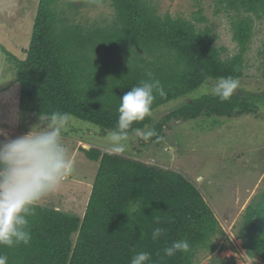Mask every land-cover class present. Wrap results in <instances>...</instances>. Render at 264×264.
I'll return each instance as SVG.
<instances>
[{
	"label": "trees",
	"instance_id": "trees-1",
	"mask_svg": "<svg viewBox=\"0 0 264 264\" xmlns=\"http://www.w3.org/2000/svg\"><path fill=\"white\" fill-rule=\"evenodd\" d=\"M61 1H38L25 58L3 51L16 70L5 93L19 111L60 112L100 131L115 127L120 97L148 79V73L166 93L155 94L151 111L220 77L242 78L253 32L251 14L258 17L264 11V0L222 1L227 10L235 11L231 29L238 46L235 54L223 57L208 27L199 29L191 20L160 15L146 0H100L110 3L114 18L92 26L70 20L59 9ZM196 95L159 121L150 115L134 123L129 136L152 124L157 132L153 137L158 138L172 119L256 116L264 100L243 92L225 101L211 93ZM80 148L98 162L83 215L38 204L30 218V243L0 248L8 264H129L134 251L151 253L149 264H195L199 249H226L212 241L219 230L212 208L183 174L131 154ZM133 205L137 211L129 219ZM155 227L165 229L157 240L152 239ZM239 237L249 257L264 261V191L254 207H248ZM180 239L188 241L189 251L164 256L163 248Z\"/></svg>",
	"mask_w": 264,
	"mask_h": 264
},
{
	"label": "rangeland",
	"instance_id": "rangeland-1",
	"mask_svg": "<svg viewBox=\"0 0 264 264\" xmlns=\"http://www.w3.org/2000/svg\"><path fill=\"white\" fill-rule=\"evenodd\" d=\"M39 0H0V133L16 138L15 129H31L40 115L19 111L5 93L15 80L16 70L4 50L14 57L26 56L32 24ZM158 14H170L191 20L199 29H210L214 45L223 57L238 51L232 39L231 19L235 11L226 9L223 0H146ZM71 3V4H70ZM59 9L70 20L86 26L104 25L114 18L109 2L100 0H62ZM253 18V32L244 55V76L235 92L259 94L264 99V11ZM214 81L204 83L189 96L172 99L151 111L154 122L182 105L196 93H211ZM258 114L226 117H199L168 121L158 138L145 141L130 134L125 154L150 164H158L183 174L200 190L219 221L212 237L225 250L199 249L195 264H264L259 257H249L239 235L243 234L248 207H254L264 191V100ZM154 129L152 124L143 130ZM68 117L63 140L74 161L73 170L40 204L82 216L98 162L89 160L80 150L98 147L109 150L111 131ZM155 130V129H154ZM155 135L157 132L155 130ZM22 134V133H21ZM154 135V136H155ZM80 140V141H78ZM0 141H3L0 134ZM78 180V181H77ZM88 185H90L88 187Z\"/></svg>",
	"mask_w": 264,
	"mask_h": 264
},
{
	"label": "clouds",
	"instance_id": "clouds-1",
	"mask_svg": "<svg viewBox=\"0 0 264 264\" xmlns=\"http://www.w3.org/2000/svg\"><path fill=\"white\" fill-rule=\"evenodd\" d=\"M239 87L238 79L220 77L211 87V94L221 101L228 100ZM166 95L158 79L148 73V79L133 86L123 96L117 108V121L108 137L109 151L123 153L126 150L129 130L136 122L151 115L155 94ZM67 115L60 112L40 114L39 121L24 135L0 141V248L28 245L32 239L30 218L36 206L54 191L74 168L69 149L63 140ZM2 134V133H0ZM136 136L147 141L154 136V129L135 130ZM137 211L133 205L129 219ZM159 218L156 223L159 224ZM164 228L155 227L152 239H159ZM190 249L187 240L172 241L163 248L166 257ZM151 253L134 251L129 264H149ZM0 264H8V256L0 253Z\"/></svg>",
	"mask_w": 264,
	"mask_h": 264
},
{
	"label": "crops",
	"instance_id": "crops-1",
	"mask_svg": "<svg viewBox=\"0 0 264 264\" xmlns=\"http://www.w3.org/2000/svg\"><path fill=\"white\" fill-rule=\"evenodd\" d=\"M30 129H22V128H19V129H15L13 132V134L15 135L14 137H17V136H20V135H24V134H26L28 131H29ZM22 133V134H21ZM5 134L4 133H2V138H3V140L5 139ZM7 138H9V137H7ZM78 141H80V140H78ZM78 181V180H77ZM90 185H88V187H89ZM92 187V185L90 186V188ZM91 191V190H90ZM40 204V203H39Z\"/></svg>",
	"mask_w": 264,
	"mask_h": 264
}]
</instances>
